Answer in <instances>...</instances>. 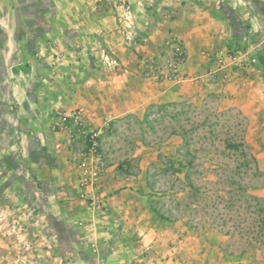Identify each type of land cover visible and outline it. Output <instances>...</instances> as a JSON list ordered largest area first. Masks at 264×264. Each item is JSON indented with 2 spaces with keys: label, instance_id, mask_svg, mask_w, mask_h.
Masks as SVG:
<instances>
[{
  "label": "rangeland",
  "instance_id": "1",
  "mask_svg": "<svg viewBox=\"0 0 264 264\" xmlns=\"http://www.w3.org/2000/svg\"><path fill=\"white\" fill-rule=\"evenodd\" d=\"M198 1L0 0V52L11 53L9 62L18 68L15 74L19 65L29 66L21 103L10 99L8 88L14 77L5 76L0 89V99L7 101L5 112L15 119H38L28 120L26 133L40 134L44 151H48L49 128L64 135L72 150L74 174L73 195L61 198L55 209L44 191L42 204L31 199L30 204H14L10 210L0 206V249L4 250L0 264H223L234 258L249 259L255 252L264 259V244L252 241L248 245L246 232L230 220L243 221L253 211L243 193L264 198V77L248 87L246 68L233 60L232 46L227 45L214 68L186 76L182 67L181 79L173 81L166 67L176 41L182 44L186 59L184 42L167 32L170 37L158 45L149 44L161 25L157 16L170 21L174 5L194 7ZM197 52L200 57L209 56L207 49ZM254 57L261 64L260 53ZM259 64L252 68L259 69ZM108 71L126 73L127 81L132 79L129 82L139 89L138 107L89 126L81 104L85 87ZM177 83L190 88L184 97L167 100L154 94ZM227 87L232 92L216 91ZM75 101L79 104L74 107ZM67 102L70 106H65ZM93 142L105 166L101 177L110 167L117 182L128 187L124 196L128 204L121 214L134 220L135 232L121 233V227L130 224L117 218L111 222L112 233L104 236L100 226L105 225L98 220L115 216L105 201L107 195L100 187L94 204L80 195V164L89 158ZM33 149L32 144L27 151ZM32 160L28 152L25 163ZM26 179L34 185L31 172ZM234 183L240 187L236 189ZM234 189L232 201L222 202L219 196ZM54 211L75 215L72 236H67L61 220L43 218L41 223L35 219L39 212ZM41 225L47 230L36 229ZM146 228L149 235L140 236ZM167 248L176 249H168V254ZM164 254L168 255L161 258Z\"/></svg>",
  "mask_w": 264,
  "mask_h": 264
},
{
  "label": "crops",
  "instance_id": "2",
  "mask_svg": "<svg viewBox=\"0 0 264 264\" xmlns=\"http://www.w3.org/2000/svg\"><path fill=\"white\" fill-rule=\"evenodd\" d=\"M165 10L162 8V12L168 11ZM173 10L174 16L170 21H160L157 16L156 20L161 25L160 27L157 26L158 28H155L156 30L149 37V44L158 45L164 38L170 36L183 41L186 49V63L183 66L184 75L190 76L192 73L203 69L214 68L218 64L217 59L220 58L222 51L225 50L227 45L232 46L235 44L247 51L249 55L255 56L256 53H260L263 61L259 64L258 59L260 58H258L256 63L261 66L259 69L264 68V0H199L194 7L189 4H176ZM167 32L170 35L168 37ZM6 39L9 45L11 43L10 36ZM199 49H207L209 56L200 57L197 52ZM11 58V53L0 52V89L4 88L5 76H13L14 79H11L10 88H8L11 93L10 99L13 97L17 103H21L25 99L26 69L29 66L27 63L19 65L21 67L19 68V73L15 74L13 71L18 68L16 65H11V62H9ZM246 58L247 56L244 57V59ZM259 69H254V67L246 69V78L244 80L248 87L253 88L257 85V81L263 80L264 71ZM235 75L237 76L236 73ZM131 80L127 81L126 73L108 71L104 73V77L101 80L90 81L92 83L85 87L86 93L83 94L85 99L81 103L85 109L84 122L89 126H96L105 119H114L121 117L127 112H133L138 107L137 97L139 96V89L129 82ZM237 81H242V79ZM237 81L236 83H238ZM177 84L179 85L168 84V87L165 85L163 91H155L154 94L165 97L167 100H176L188 94L190 88L186 87V84ZM216 86L218 87L219 85L216 84ZM34 88V92L37 93L36 84ZM222 90H230L232 92L230 87L219 88L216 91ZM144 91L146 90L143 89L142 93ZM126 92L131 94V98L127 97ZM154 94L152 93L150 96L153 97ZM37 101L36 98V102L33 105H36ZM6 102L5 97L0 99L2 104L0 105V206L3 210H10L14 204H30L32 202L31 199L34 200V203L42 204L43 197L41 195L42 191H44L48 204L55 209L57 202L61 198H68L74 192L71 189L73 187L71 180L74 175L71 163L72 150L66 145L64 135L54 134L53 130L49 128L45 137L48 151H44L41 147L43 139H41L40 134L36 136L34 132L33 134L30 132L31 136H27L26 133L28 120L32 121V123L39 120L36 118L27 119V117H20L19 119L11 117L8 112H5L3 105ZM78 104L75 101L73 106H78ZM65 106H70V102H67ZM17 140L19 141L18 145ZM32 144L34 147L33 151H27ZM15 146L18 148L17 152H15ZM28 152L32 154L33 160L27 165L25 161L27 160ZM46 156H48L47 159L44 158ZM66 158H69L68 161ZM22 161L25 164H22ZM109 168L105 169L97 190L101 187V191L105 192V195H107L105 201L111 206V212L115 216L100 218L98 222L101 220V223L105 225L100 226V231L104 236L108 237L113 231L110 226L111 222L118 218L120 221L124 222L125 220L127 224H130L129 228L121 227V233L123 231L135 232L137 228L131 227L134 220L121 214L125 213L122 209L126 203L128 204L124 197L127 194L128 187L117 182V178H114ZM29 172L34 177V185L26 179ZM65 203L67 204V202ZM39 214V216L35 217L36 221L40 220L42 223L43 218L50 220L55 218L56 221L61 220L63 223L62 228L67 236L69 233L72 236L75 232L76 226L71 223L77 219L74 214L71 215L64 211H54L51 214L39 212ZM135 224L139 225V222H135ZM49 228L53 229V226ZM36 229H40L42 232L47 230L43 225ZM148 230L146 228L139 235L141 236L147 232L148 234L144 235V237H147L151 232ZM70 244L73 246L74 242ZM168 249L175 250L176 248H167L165 252L169 254L170 251ZM0 252H4V250L0 249ZM167 255H161V258ZM249 256V259L234 258L232 261H227L223 264H264V259L258 255V252ZM217 260L219 261L220 257ZM202 261L205 263V257Z\"/></svg>",
  "mask_w": 264,
  "mask_h": 264
},
{
  "label": "built area",
  "instance_id": "3",
  "mask_svg": "<svg viewBox=\"0 0 264 264\" xmlns=\"http://www.w3.org/2000/svg\"><path fill=\"white\" fill-rule=\"evenodd\" d=\"M172 59L166 67L167 77L170 80L178 81L182 77V67L186 63L185 51L182 44L176 41L172 46ZM231 52L234 55L233 60L238 64L248 69L256 64V58L249 55L247 51L235 44L231 47ZM204 54V53H203ZM244 59V57H246ZM96 133H92L94 138ZM89 158H84L81 161V167L83 168L80 178L81 197L88 200L91 204H94L96 197L95 192L98 187V182L104 169V164L101 160V156L97 151V144L92 143L90 151L88 152Z\"/></svg>",
  "mask_w": 264,
  "mask_h": 264
},
{
  "label": "trees",
  "instance_id": "4",
  "mask_svg": "<svg viewBox=\"0 0 264 264\" xmlns=\"http://www.w3.org/2000/svg\"><path fill=\"white\" fill-rule=\"evenodd\" d=\"M263 61V60H262ZM243 158L246 159V154H242ZM252 161H254L252 159ZM255 172H257V169H254ZM233 177H231V180ZM237 185L236 183H234ZM234 187L238 189L240 187L239 185ZM235 189L234 190H227L225 191L224 196H219L222 202H229L232 201V198L235 196ZM243 198L246 200V203L251 206V204L254 206H251L248 215L244 218L243 221H240L237 218H232L230 219L232 224L234 225L235 228H237L240 231L246 232L245 234L247 235L248 245L251 244L253 241L258 242L259 244H264V198L256 197L253 195H248L246 193H243ZM155 212V210H154ZM223 222L225 223V220L223 219Z\"/></svg>",
  "mask_w": 264,
  "mask_h": 264
}]
</instances>
